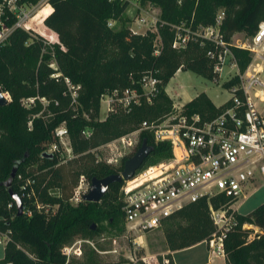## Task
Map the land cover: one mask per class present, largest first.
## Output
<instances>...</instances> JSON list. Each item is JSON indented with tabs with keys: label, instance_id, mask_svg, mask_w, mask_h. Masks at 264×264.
<instances>
[{
	"label": "trees",
	"instance_id": "trees-1",
	"mask_svg": "<svg viewBox=\"0 0 264 264\" xmlns=\"http://www.w3.org/2000/svg\"><path fill=\"white\" fill-rule=\"evenodd\" d=\"M128 1L48 0L50 6H43L25 22L31 28L15 27L0 42V90L9 96L0 105V232L7 235L0 262L121 264L123 259H100L94 249H84L81 261H67L62 251L75 239L100 233L104 222L117 231L124 226L118 195L121 181L110 183L99 201L81 199L72 204L70 198L79 176L83 174L90 180L122 170L127 156L119 165H112L98 158L96 148L137 128L143 119L154 120L169 112L172 103L165 86L179 68L218 78L214 64L222 47L199 37L195 32L200 25L215 23L222 9L219 32L229 42L238 31L252 35L264 20V0H139L158 6L160 11L157 30L135 32L122 15ZM112 20L120 25L116 27L110 23ZM182 21L190 34L183 46H173L175 25ZM157 36L158 48L154 45ZM230 48L243 69L249 61L248 50ZM207 50H213L215 55H208ZM149 73L158 79V90L151 101L142 96L129 111L97 120L104 92L113 88L140 89V78ZM66 78L79 83L75 101ZM237 81L233 76L224 85L228 88ZM27 97L32 100L23 105L21 100ZM228 103L216 105L201 91L185 103L184 109L210 117ZM62 122L67 127L73 155L58 159V150H54L50 157L42 156L54 127ZM86 126L92 128L87 135ZM143 139L153 146L147 157L159 160L170 156L169 144L155 141L150 131H140L138 145ZM13 166L15 171L10 177ZM27 179L29 184H25ZM8 188L21 199L20 215L16 214ZM29 189L33 194L27 196L24 191ZM35 201L55 205V210L43 212L35 207ZM233 202L223 194L204 195L165 219L168 256L217 231L210 204L217 208ZM245 224L256 228L244 227ZM223 244L225 264H264V200L246 213L234 211V221L225 230Z\"/></svg>",
	"mask_w": 264,
	"mask_h": 264
},
{
	"label": "built area",
	"instance_id": "built-area-1",
	"mask_svg": "<svg viewBox=\"0 0 264 264\" xmlns=\"http://www.w3.org/2000/svg\"><path fill=\"white\" fill-rule=\"evenodd\" d=\"M45 5L50 6L48 0H0V42L15 27L31 28L25 22ZM222 16L221 10L215 23L200 25L195 33L222 47L214 64L218 76L225 64L235 69L234 76H237L238 81L228 87L230 97L226 101L229 103L210 117L202 116L199 112L188 113L183 105H175L161 118L143 119L137 128L98 146L107 149L105 157L101 158L97 153L98 158L109 164L121 160L127 138L141 130L150 131L155 141L167 142L170 146L169 157L142 169L140 166L129 178L122 179L118 190L124 224L127 230L136 235L133 240L134 255L130 257L132 261L141 259L147 263L152 262L148 264H170L165 255L154 263L149 258L155 255H136L142 233L159 227L170 215L201 196L223 194L235 202L240 197L245 198L247 188L255 186L259 179L261 184L264 183V108L259 107L260 103H264V20L258 23L249 38L234 42L231 36L230 41L226 42L219 32ZM157 19L152 17L150 28L157 24ZM139 20L144 22L145 18L140 17ZM186 38L183 37L181 41L176 37L173 46H183ZM231 46L248 50L249 61L243 69L239 67ZM206 53L215 55L213 50H207ZM157 81L151 73L144 74L140 78V89L126 87L120 92L115 91L114 95L107 98L108 110H113V102L116 100L125 111L139 103L142 96L151 101L158 90ZM53 136L61 141L69 140L66 125H56ZM120 142L121 145L118 144ZM54 150H58L57 145H53L50 152ZM86 179L81 174L74 189L73 196L78 200L83 199V194L79 196V190ZM26 183H30L29 179ZM21 187L24 188V185ZM24 193L29 196L33 191L29 189ZM230 205L217 208L209 205L217 231L205 242L213 256L224 255L225 230L234 221V209ZM35 207L43 212L48 211L44 203L35 201ZM1 237L5 242L6 232H0ZM67 245L62 248L66 257Z\"/></svg>",
	"mask_w": 264,
	"mask_h": 264
},
{
	"label": "rangeland",
	"instance_id": "rangeland-1",
	"mask_svg": "<svg viewBox=\"0 0 264 264\" xmlns=\"http://www.w3.org/2000/svg\"><path fill=\"white\" fill-rule=\"evenodd\" d=\"M221 10L222 9H220L219 11ZM159 11L160 9L158 6L151 4L149 2L140 3L139 0H129L122 15L124 19L127 18L125 23L135 32H144L146 29H151L155 31L157 30V25L155 26L152 25L150 28L149 21L152 19L153 16L158 17ZM45 13H43L40 16V21ZM140 17L145 18V21L141 22L139 20ZM111 23L114 24L116 27L120 25V22L115 20H112ZM26 25L32 27L28 24ZM184 25H185L184 21H182L181 23L179 22L178 24L175 25L176 37H178V40L181 41L183 37H188L190 34L189 30L185 29ZM249 36L250 35H246L242 31H238L232 35V41L235 42L237 40H245V38L246 37L249 38ZM154 45L156 48L159 47L160 45L159 36L155 38ZM234 73H235V69L231 68L228 64L223 65L217 79L208 78L201 74L195 73L188 68H179L166 84V88L170 93L168 94L167 92V94L171 99V103H172L171 108L182 105L184 107L186 101H188L190 98L194 97L197 93L201 91H204L216 105L223 103L230 97V92L228 88L224 85V83L225 81L231 79L234 76ZM53 74L56 75L55 73ZM67 84L69 85V88L72 91V97L76 99V95H77L76 90L79 87V83L75 84L68 79ZM115 91L120 92L121 90L118 88H113L111 90L104 92L103 95L101 96L100 110L97 120L104 121L113 113H116L118 111L125 112L123 106L118 102V100L113 102V110H108L107 108V104H108L107 98H109L111 95H114V93H116ZM2 93L3 95L6 96L7 99H9L7 91H2ZM31 100H32L31 97H27V98H23L21 102L23 105H27L29 102H31ZM41 101L43 104L46 103L44 99H41ZM259 107L264 108V103H260ZM161 117L159 116L157 118H161ZM91 129H92L91 126H86L84 128V134L86 135L89 134ZM128 132L124 134H127ZM131 135L127 138V141L125 142L126 146L123 148L124 149L123 151L125 152L124 156L127 157L132 155L134 151L137 149V147L140 145V144L138 145L140 132ZM118 144L121 145L122 143L120 142ZM53 145H57L58 147V151L56 152L58 159L64 160L73 155L69 140L64 139V141H61L53 136L51 141H49L47 144L46 151L50 152ZM106 152L107 149L103 147L101 148L98 147L97 149V153L101 158L105 157ZM162 159L164 158L155 160L154 157H150V158L147 157L140 168L142 169L148 166L149 164H155ZM120 161L121 160L117 161L112 165H119ZM261 182L262 181L259 179L256 182L255 186H249L247 188V196L245 198L240 197L237 201L231 203L230 205V207H232L231 209H234L235 212L246 213L250 211L252 208H254L257 204L262 202L264 200V183L261 184ZM89 184H90V180L86 179L84 182V186L81 187L79 190V196L80 194H83L88 190ZM79 201L80 200L76 199L74 196L70 198V202L72 204H76ZM47 206H48L47 213H52L55 210V205L47 204ZM166 225L167 222L164 221L159 227L142 233V236L139 238V240H141V244L139 246V250L136 252L137 256L152 255L151 257H153L155 255L154 256L155 258L154 257L149 258V261H153V263L156 262V260L160 261V258H162V256L164 255L169 258L170 264H172V258L175 264H206L207 263L209 250L207 248L205 240L199 241L191 246L172 251L171 255L168 256L167 253L169 252H165V250L167 249V245L165 243V238H164V228ZM104 226L105 228L102 229L100 233H96L93 237L76 239L71 244H68L67 246L69 248L67 250L68 252L67 261L74 259L77 261H81L84 258V254H83L84 249H94L96 250L98 257L102 260H113L119 258V259H123L121 264L152 263V262H148V263L144 262L141 259L139 261H132L130 259V257L134 255L133 250L135 245L133 244V240L136 235L135 233H132L131 231L127 230L125 224L123 226V229L120 231H117L116 228H112L106 222H104ZM244 227L254 228L253 225H248V224H245ZM3 246H4V240L1 237L0 258L3 256ZM78 248L80 250H78L77 252ZM214 263L222 264V258L221 257L214 258L213 264Z\"/></svg>",
	"mask_w": 264,
	"mask_h": 264
},
{
	"label": "water",
	"instance_id": "water-1",
	"mask_svg": "<svg viewBox=\"0 0 264 264\" xmlns=\"http://www.w3.org/2000/svg\"><path fill=\"white\" fill-rule=\"evenodd\" d=\"M6 100L7 98L0 90V105L4 104ZM152 149L153 146L148 144L146 139H143L134 153L124 160L123 168L121 171L109 173L102 177H91L88 190L82 195L83 200L99 201L108 190L110 183L120 182L124 178H129L134 173V171L142 165L144 159L152 151ZM41 155L50 157L51 152L43 151ZM14 171L15 167L13 166L10 170V177L14 174ZM4 184L8 186L9 178L4 181ZM8 193L10 198L14 202L16 214L20 215L22 213V203L20 197L14 191L10 190V188H8Z\"/></svg>",
	"mask_w": 264,
	"mask_h": 264
},
{
	"label": "crops",
	"instance_id": "crops-1",
	"mask_svg": "<svg viewBox=\"0 0 264 264\" xmlns=\"http://www.w3.org/2000/svg\"><path fill=\"white\" fill-rule=\"evenodd\" d=\"M172 77V76H171ZM165 90H166V92H168V94H170L169 93V91H168V89L166 88V86H165ZM191 99V98H190ZM189 99V100H190ZM187 102V101H186ZM255 227V226H254ZM256 228V227H255ZM177 250V249H176ZM169 250H168V248L165 250V252H168ZM173 251H175V250H173ZM170 253H172V251L170 252ZM219 257H221L222 258V264H225V256L223 255V256H213V255H211L210 253H209V256H208V261H207V263L206 264H213V262H214V258H219ZM172 263L173 264H175L174 263V261H173V258H172ZM214 264H219V263H214Z\"/></svg>",
	"mask_w": 264,
	"mask_h": 264
}]
</instances>
